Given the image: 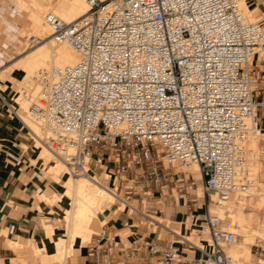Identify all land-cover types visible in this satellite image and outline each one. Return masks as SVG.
Segmentation results:
<instances>
[{"label": "built area", "instance_id": "obj_1", "mask_svg": "<svg viewBox=\"0 0 264 264\" xmlns=\"http://www.w3.org/2000/svg\"><path fill=\"white\" fill-rule=\"evenodd\" d=\"M110 1L86 0L87 11L69 21L44 13L49 37L79 58L39 72L40 92L28 106L41 129H30L35 139L67 164L66 174L89 175L111 161L116 202L131 211L132 193L147 195L166 177L159 160L197 164L202 192L214 191L218 204L247 191L246 144L257 135L252 65L264 49V22L244 13V0ZM220 222L207 213L198 230L209 249L185 238L201 257L140 241L136 250L159 258L132 264H234L226 246L238 236ZM255 253L251 264H264V250Z\"/></svg>", "mask_w": 264, "mask_h": 264}, {"label": "crops", "instance_id": "obj_2", "mask_svg": "<svg viewBox=\"0 0 264 264\" xmlns=\"http://www.w3.org/2000/svg\"><path fill=\"white\" fill-rule=\"evenodd\" d=\"M244 5L250 16L264 22V0H244ZM12 14L10 5L7 8L0 1V34L2 31L15 30ZM13 39L7 36V41H5L16 45L17 37L14 41ZM0 52L3 54L5 50ZM252 77L253 98L256 106L255 120L260 146V173L264 180V49L254 55ZM7 92L4 94L5 96L7 94L6 97H9V100L16 94L11 91V93ZM20 120L18 115L13 113L1 100L0 264L155 262L159 254L151 255L147 250H136L140 241L155 242L162 247L176 246L180 249L184 259L201 257L200 251L190 245L183 234L176 232L163 220L176 225L187 215L188 211L192 216L195 212L198 216L204 215L205 217L204 201H201L198 196L184 201L177 198L173 190L176 186L171 183L173 173L162 167L160 170L166 174V177L160 184L151 185L149 194L134 192L130 195V201L137 209L131 211L127 207L121 208L118 204L105 208L97 217L98 222L102 221L93 222V230L89 239L85 243L76 241L71 252L66 254L62 260L54 259L53 256L57 253L55 241L57 237H65L66 230L62 220L65 202L60 199L50 201L48 198L61 195L65 200L62 195L64 190L63 182H61L62 176L58 174L56 179L52 173L47 171V167L42 165V158L33 143L35 138L31 134L32 131L24 121ZM102 165L103 163L96 168H101ZM96 168L95 171L98 170ZM126 175L133 177L135 171L128 170ZM248 214H245V217ZM48 225L53 229L51 233L48 232ZM107 235L114 240V245L106 241ZM96 241L98 248L91 251L90 247ZM37 248L40 249L39 252H36ZM133 253L141 257L127 256ZM252 256V259H255L258 253ZM175 264L187 263L177 262Z\"/></svg>", "mask_w": 264, "mask_h": 264}, {"label": "bare ground", "instance_id": "obj_3", "mask_svg": "<svg viewBox=\"0 0 264 264\" xmlns=\"http://www.w3.org/2000/svg\"><path fill=\"white\" fill-rule=\"evenodd\" d=\"M20 1L22 2V5L26 6L29 10L27 17L29 20L28 23H29L30 32L28 34V37L29 38L33 37L31 38V40L37 39L38 42H41L39 45L32 48L26 54L22 55L17 61H15L14 64L17 68H21L24 71L22 80L20 81L21 82L20 89L26 91L24 94H22L21 92V94L26 99L27 103L28 102L30 103L32 98L35 97L40 92V84L37 81V76L40 71L49 69L54 65L61 66L64 64L73 63L77 61L79 58L77 52L74 51L69 44H67L66 42H55L52 40L51 37H48L50 34V30L42 19V13L48 10L54 12L63 19L69 21L83 15L87 11L88 5L86 0H55L57 2V5L51 3V1L53 0H28V1L20 0ZM119 1L120 0H111L110 5L117 4ZM242 5L245 7L244 1ZM245 10L248 11L247 9ZM46 37L48 38L45 39ZM0 98L8 108L11 109L12 107H14V103L8 100L1 91H0ZM18 99L19 97L17 95V97L15 96L13 101H16ZM17 102L19 103V101ZM19 107H21L20 104ZM27 113L28 110L26 114ZM18 117L21 116L19 115ZM21 120L25 122V125H27L30 129H32V127L30 126L29 119L26 121L21 117ZM35 123L37 124V121ZM33 130L36 131L35 128H33ZM34 141H36V139ZM36 143H38V141H36L35 144ZM50 154L53 153L43 146V150H41L39 156H42V158L44 157L43 159L46 161L49 159ZM55 158H56L55 161L52 162L49 167L50 169L54 170L55 172L54 177L57 179L58 174L61 172H66L68 166L60 158L56 156ZM192 165L194 167V170H196L195 168H198L197 164H192ZM88 170H89V175L86 174L75 175V174L65 173L66 177L63 181L64 190L62 192V195L65 197V200L61 197V195H53L50 196V198H48V200L50 201H53L55 199H60L63 202H65L64 214L62 216V218L64 219L63 222L65 223V230H66L65 237H59V238L57 237V240L55 241L54 244L56 245L55 250H57V253L56 255L53 256L54 259L57 258V260H62V258H64L66 254L71 252L72 247L74 246V243L76 241L82 243L87 241L93 230L92 224L94 222V219L100 216L101 213L105 210V207L110 205L112 198L114 199V190L112 188H109L102 181V179H105L106 175H104V177L100 179L101 173L98 174L91 168H89ZM247 170L250 171L249 161L247 165ZM253 183L254 182L252 181L250 187H253L254 185ZM247 191H250L249 188ZM247 191H243V192L236 191L235 193L233 192L234 194L231 196L232 194L231 193L226 201H223L220 204L216 203L217 207H213L216 210V214L218 216L222 218H226V221L228 222L226 223V225H232L234 222H239V224H241L242 226V229L245 230L248 229L252 220L255 219V214L252 213L253 211L252 212L250 211L248 216L245 217V214L240 208L233 209V206L235 204H238L236 206H240L241 204L243 205L244 197L237 196V193H242L244 195ZM209 194L210 197L213 199L216 197L214 191H210ZM260 194L261 195H259L260 197L258 199L259 201H263L264 193H260ZM256 203L259 202L257 201ZM255 222L257 223V221ZM260 225H261V229L259 232L261 234H264V223H261ZM52 231H53L52 227L48 225V232L51 233ZM237 236H238V240L236 242L241 243L242 247L245 246L244 244L247 242V239L250 238L249 234H243V238H241L242 236L241 237L239 235ZM200 246H202L205 249H209L207 247L208 245L207 246L200 245ZM238 250L239 251L243 250V248L242 249L240 248ZM39 251L40 249L37 248L36 252ZM227 252H228V248H227Z\"/></svg>", "mask_w": 264, "mask_h": 264}, {"label": "rangeland", "instance_id": "obj_4", "mask_svg": "<svg viewBox=\"0 0 264 264\" xmlns=\"http://www.w3.org/2000/svg\"><path fill=\"white\" fill-rule=\"evenodd\" d=\"M0 1L3 2L5 4V7L7 8L10 5V8L13 11V14H12L13 22L15 23L14 31L13 30L4 31V32L2 31V33L0 34V51L5 50L3 54L2 52H0V91L3 94L4 92L6 93L7 91L16 93L13 99H10V101L14 103L13 108L15 109V111H17L16 113L22 117V119L26 121L29 119L30 126L32 127V129L35 128L36 132L40 133L41 130H39L40 129L39 123L38 122L37 124L35 123L36 120L33 117H31V114L29 112L26 114L30 103L29 102L27 103L26 99L22 95L26 91H23L20 89V86H21L20 81L22 80L24 71L21 68H17L14 64H15V61H17L22 55L26 54L28 51H30L35 46L39 45L41 42H36L33 39L31 40V38L33 37H30V38L28 37V34L30 32L29 23H28L29 20L27 17L28 11H29L28 8L26 6H23L20 0H0ZM51 3L57 5V2L55 0L51 1ZM242 7H243L244 13L250 19H254L252 16H250L249 12L245 10L246 8L243 5ZM46 11L42 13V19ZM7 36L10 38H14V39L15 37H17L16 43H15L16 45H13L11 43L9 44L6 43ZM48 37H46L45 39H47ZM17 95L20 100L18 99L16 101H13L15 96L17 97ZM37 95H39V93ZM37 95L33 97L32 100H34L37 97ZM7 99L9 100V97ZM17 101H19V103ZM19 104L21 107H19ZM23 113L26 115H24ZM30 118L31 119L33 118L34 120L32 119L33 120L32 121ZM256 136L251 135L250 140L248 139V142H247L248 143L247 144V148H248L247 165H248V161L250 163V171L248 172L254 182L253 183L254 185L253 187H249V190L251 191V193L250 191H247L244 195L242 193H237V196L244 197L243 205L241 204L242 206L241 205L236 206L238 204H235L233 206V209L240 208L244 214H247V213H250V211L251 212L253 211L252 213L255 214V219L252 220L248 229L244 230L242 229V226L241 224H239V222H234L232 225H226V223H228L226 221V218H222L219 216L221 219L220 226L223 225L224 228L232 230L235 234L239 235L240 237L242 236L241 238H243V234H249V237H250L247 239V242L244 244L245 245L244 247H242L241 243H237V242L230 244L229 246H226V250L228 248V252L233 256L235 260L234 264H251L254 260L252 259L253 257L252 254H254L255 252H258L261 249L262 251L264 250V248H259L258 250H255L254 247L252 246V244L264 245L263 243L264 234H261L259 232L261 229L260 224L264 223V200L259 201L258 199L260 197L259 195H261L260 193H264V180L262 179L263 175L260 173V162H259L260 146L258 145L259 143L258 136H257V140H256ZM36 141H34V144ZM35 146L38 152L39 151L41 152V150H43V146L39 142L36 143ZM40 157L42 158V156ZM43 158H42V165L46 166L47 171L52 173L53 176H55L54 170L50 169L49 167L50 164L55 161L56 159L55 156L53 154H50L49 159L46 161ZM93 163L94 162L92 160V164ZM102 163L103 165L101 166V168H96L98 170L95 172L98 174L101 173L100 179H102L104 175H106L105 179H102V181L109 188H112L114 190L113 184H112V181L114 179V173H113L114 168L111 166L112 163L111 161H108L107 159L102 160ZM157 165L160 169L162 167H165L166 171H170L173 173V179L171 180V183L172 185L176 186V188L173 190L177 198L184 201L186 199H189V198L191 199V198L198 196V198L201 201L202 200L204 201L203 204L205 206V216L207 213L216 214V210L213 208V207H217V204L215 202L216 197L213 199L210 197V194L202 193L201 177H200V174H199L200 172L198 168H195L196 170H194L193 165L192 166L191 165L186 166L182 164L167 165L166 163L163 164L160 160L157 162ZM59 174H61L62 177L64 176L61 181L63 182L66 177V174L65 172H61ZM74 177H77V176H74ZM116 192L120 193V190H117ZM234 193L232 192L231 196ZM257 201L259 203H256ZM187 202H192V201H187ZM116 204L117 202H116L115 195H114V199L112 198L110 205H108L105 208L115 206ZM120 207L123 208L124 206L121 205ZM193 214L194 215L192 216V214L188 211L187 215L184 216L183 219L180 220L178 223H176V225L166 220L165 221L163 220V222L167 224L169 227L173 228L176 232L183 234L187 239L191 240L195 244L203 245V246L208 245V248H210L209 241L204 240L208 236L205 234L200 235L198 233V230H200L202 221L204 220L205 217L204 215L198 216L197 213L195 212H193ZM62 220L64 219L62 218ZM97 220H98L97 218L94 219V221H97ZM255 221H257V223ZM97 223L99 222L97 221ZM240 248L241 249L243 248V250L239 251L238 249Z\"/></svg>", "mask_w": 264, "mask_h": 264}]
</instances>
